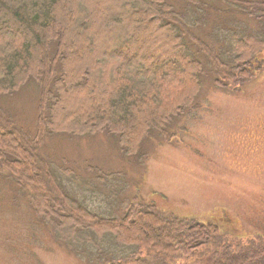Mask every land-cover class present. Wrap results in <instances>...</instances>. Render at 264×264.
I'll return each mask as SVG.
<instances>
[{
  "label": "trees",
  "instance_id": "16d2710c",
  "mask_svg": "<svg viewBox=\"0 0 264 264\" xmlns=\"http://www.w3.org/2000/svg\"><path fill=\"white\" fill-rule=\"evenodd\" d=\"M113 1L137 0H0V94L13 93L30 79L40 89L35 140L0 112V169L16 178L42 216L65 224L70 232L77 226L112 242L115 251L98 253L101 263L185 264L206 253L209 264H256L264 257V236L234 245L216 223L162 217L145 202L131 204L120 216L100 215L65 190L42 156L44 136L58 131L120 134L122 149L137 155L140 133L157 129L169 136L168 124L194 100L206 63L224 78L216 79L218 85L252 75L249 59L256 48L240 46L241 41L240 52L221 51L236 64L230 65L192 30L200 17L188 19L169 0H142L158 18L154 28H149L145 11L136 8L125 16L110 7ZM232 1L264 7V0ZM256 10L242 9L264 15ZM73 28L83 35L69 52ZM14 32L18 39L13 42L8 35ZM238 38L235 33L232 41ZM118 41L120 48L113 51ZM191 44L208 53L205 61L191 51ZM248 50L245 60L241 53ZM243 61L250 65H237ZM66 104L70 109L64 115L60 107Z\"/></svg>",
  "mask_w": 264,
  "mask_h": 264
},
{
  "label": "rangeland",
  "instance_id": "374dc122",
  "mask_svg": "<svg viewBox=\"0 0 264 264\" xmlns=\"http://www.w3.org/2000/svg\"><path fill=\"white\" fill-rule=\"evenodd\" d=\"M169 2L188 19L200 17L201 23L192 30L227 62L230 53L240 52L241 41L245 42L240 46L256 48L249 59L252 75L218 85L216 79L224 78L206 63L200 88L192 93L194 100L168 124L169 136L157 129L140 133L137 155L122 149L120 134L105 131L49 133L41 154L65 190L100 215L120 216L131 204L145 202L162 217L216 223L231 243L245 245L264 236V15L242 9L253 7L260 15L264 7L232 0ZM110 7L125 16L136 8L145 11L149 28L158 22L142 0L113 1ZM235 33L239 38L233 42ZM72 35L69 52L81 41L83 31L73 28ZM8 37L10 41L14 37L13 42L18 39L16 32ZM119 42L113 51L120 48ZM190 49L203 61L207 58L208 53L194 44ZM249 53H241L242 58L246 60ZM244 64L250 65L244 61L237 65ZM39 96V86L31 79L13 93L0 94V112L30 140L37 137ZM70 107L60 108L65 115ZM16 181L8 170L0 169V264L108 263H101L98 253L115 251L112 242L77 226L70 232L65 224L42 216ZM208 256L192 257L185 264H209ZM256 264H264V257Z\"/></svg>",
  "mask_w": 264,
  "mask_h": 264
}]
</instances>
